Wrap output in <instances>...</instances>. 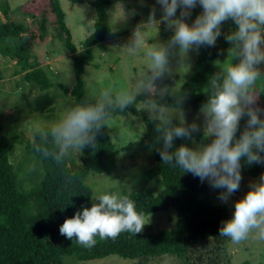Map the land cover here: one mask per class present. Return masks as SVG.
<instances>
[{"label":"clouds","instance_id":"9594fccd","mask_svg":"<svg viewBox=\"0 0 264 264\" xmlns=\"http://www.w3.org/2000/svg\"><path fill=\"white\" fill-rule=\"evenodd\" d=\"M156 3L162 10L160 21L150 15L146 25L166 22L174 29L171 38L166 43L149 44L143 25L120 48L130 57L145 58L146 69L130 79L126 88L119 91L93 88L91 100L67 107L51 123L34 125V134L50 144V147L37 144L35 150L57 164L82 154L85 146H95L96 133L116 110L121 112L143 96V110L149 113V119L157 122L163 163L182 173H191L201 182L207 180L212 188L223 189L218 199L226 202L240 186L242 158L248 165L264 163L261 115L264 110L254 106L257 97L264 94L256 88V80L264 75L257 67L264 62V0H156ZM197 5L203 9L202 14L189 25L184 18ZM229 18L236 28L225 36L232 44L228 60L217 63L218 71L204 89L207 101L200 109L204 116L203 135L205 139L211 138L210 142L174 147L176 138H190L199 130L198 125L186 124L178 107L162 102L167 90L158 87L156 81L172 71L170 58L175 57L180 68L186 65L190 50L198 52L201 47L215 46L221 36L222 22ZM233 58H238V62L233 63ZM245 115L246 126L236 138L239 122ZM92 199L98 202L78 209L64 221L59 228L61 235L91 248L96 237L115 238L121 232L135 235L146 225L144 213L137 210L129 195L98 190ZM250 234L264 241V174L235 202L231 219L222 222L220 228V236L230 238L233 243L246 240Z\"/></svg>","mask_w":264,"mask_h":264},{"label":"trees","instance_id":"16d2710c","mask_svg":"<svg viewBox=\"0 0 264 264\" xmlns=\"http://www.w3.org/2000/svg\"><path fill=\"white\" fill-rule=\"evenodd\" d=\"M1 6L2 14L7 17L11 9L5 0ZM80 4L82 0H70ZM112 0H95V29L82 44V55L72 41L71 31L65 23V14L60 0H34L23 9L24 14L33 18L45 16L51 12L56 24L60 26V36L64 38L65 47L74 55L73 65L76 83L70 91L76 103L85 99L82 76L86 66L93 61V49L101 48L111 33L108 9ZM139 16L136 17L138 25ZM233 24L229 33L234 31ZM24 28L14 23H3L0 19V39H20ZM222 36L213 47H201L193 66V77L185 83L176 95L163 97L164 103L200 113L207 99L195 100L194 96L209 82L210 77L218 71L214 61L226 53L231 42ZM21 69L15 75L24 74L27 83L36 85L41 91L53 87L47 71L33 67L27 60H20ZM264 92V87L260 90ZM69 91H67L68 93ZM143 96H139L134 105L127 106L121 112L116 110L111 117L134 114L142 118L146 128V139L155 156V167L144 175L145 183L161 177L163 191L158 195L147 188L132 193L124 192L136 202L137 210L144 216L174 208L178 212L179 224L173 230L150 232L149 228L140 233L121 232L115 238L100 239L91 248L83 247L60 234L59 228L67 218L74 216L78 209L91 207L92 190L86 185L91 174H112L119 160V153L113 145L107 120L105 126L96 133L95 146H85L82 150V162L77 164L72 156L57 164L50 157H44L35 150V145L50 147L38 136L26 146V153L34 155L45 169L44 180L30 191L23 190L18 182L10 155L18 137L12 140L0 136V264H63L66 256L79 261L101 260L113 255L135 260L139 258L175 256L183 264H220L223 247L227 237L220 236L222 222L226 220V207L215 209L211 204V193L207 180L201 182L191 173H182L178 168L172 169L164 164L159 155L162 142L158 139L157 122L139 110ZM254 106L264 110V94L257 97ZM264 117V112H262ZM177 123L178 121H173ZM211 138L194 132L190 138H176L174 147L181 144L195 147L206 144ZM251 175L258 177L262 170L255 165L244 163ZM259 182V181H258ZM238 192V191H237ZM248 192V191H247ZM246 192V193H247ZM245 193V194H246ZM244 194V196H245ZM243 196V197H244ZM249 264V263H245Z\"/></svg>","mask_w":264,"mask_h":264},{"label":"rangeland","instance_id":"374dc122","mask_svg":"<svg viewBox=\"0 0 264 264\" xmlns=\"http://www.w3.org/2000/svg\"><path fill=\"white\" fill-rule=\"evenodd\" d=\"M9 3L10 13L5 17L0 11V19L3 23H14L24 28L20 39H0V136L10 140L18 137V142L11 151V161L20 187L30 191L45 178V169L34 155L26 153V146L35 138L34 125H46L58 119L63 111L72 105L78 104L71 96L70 91L76 83L73 59L65 47L64 38L60 36V26L56 24L54 15L49 12L45 16L33 18L24 14L25 6L34 0H5ZM80 4H73L70 0H60V5L65 14V23L72 34V41L78 48V56L82 55L83 42L93 34L95 29L96 13L95 0H82ZM3 2L0 1V10ZM203 9L197 5L191 15L184 18V22L191 25L195 18L202 14ZM111 33L101 48L93 49V61L86 66L82 76L85 95L92 99L90 92L94 88L99 91L102 88H110L119 91L127 87L128 81L146 69L145 58H133L128 56L123 49L132 36L133 31L149 22V16L154 15L157 21L162 16L161 7L156 0H112L108 9ZM180 9H177L176 17H179ZM139 16L138 25L136 17ZM234 22L229 18L222 22L221 36L217 41L229 33ZM147 43H166L172 36L174 29L161 21L156 26L146 25ZM216 41V42H217ZM232 47V44L230 48ZM198 58L196 50H190L186 65L178 68L175 57L170 58L172 71L165 73L156 81L158 87L165 88L166 95H176L180 89L193 77V66ZM20 60H27L33 67H41L49 74L53 87L48 90H40L36 85L27 83L24 74L15 75L21 69ZM228 60V51L214 61V64L224 63ZM233 63L238 58H233ZM264 73V62L257 66ZM86 77V78H85ZM206 83L194 96L195 100L207 99L204 91ZM264 87V75L256 80V88ZM67 91H69L67 93ZM148 117L149 113L143 110ZM186 124L195 122L199 133L203 134V113H195L190 110H181ZM248 117L241 118L236 133V138L244 130ZM175 121V120H174ZM109 135L115 149L119 153V160L115 171L110 174H91L86 185L92 190V196L98 190L109 192L132 193L141 188H147L154 196L163 191L161 177H156L148 183L144 181L147 171L155 167V156L151 145L146 139V128L142 118L138 115L127 114L110 117L107 120ZM200 145V144H196ZM264 155V154H262ZM77 164L82 162V154L72 156ZM262 170L264 163L253 164ZM242 179L239 188L233 192L226 202L218 199L223 189L212 188L207 181L211 204L215 209L226 207L231 219L234 204L242 199L250 190L253 183L260 180L261 175L254 177L241 166ZM238 191V192H237ZM98 202L91 198V203ZM146 228L150 232L173 230L179 224L178 212L174 208L144 216ZM225 220V221H226ZM220 264H264V241L255 239L253 235L239 243H233L227 237L223 247ZM183 264L175 256L148 257L135 260L121 258L113 255L101 260L79 261L75 257L66 256L63 264Z\"/></svg>","mask_w":264,"mask_h":264}]
</instances>
